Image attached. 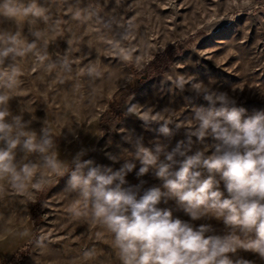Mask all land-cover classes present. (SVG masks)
Wrapping results in <instances>:
<instances>
[{"label":"rangeland","instance_id":"obj_1","mask_svg":"<svg viewBox=\"0 0 264 264\" xmlns=\"http://www.w3.org/2000/svg\"><path fill=\"white\" fill-rule=\"evenodd\" d=\"M38 2L50 17V61L67 58L71 69L42 68L31 54L19 59L22 85L9 107L13 114L22 112L38 135L46 126L51 128L62 161L71 164L84 151L83 160L118 170L124 159L113 163L107 153L130 159L127 155L134 148L123 140L126 130L143 137L147 147L159 139L171 151L186 139L184 129L176 131L170 125L175 134L164 137L154 121L166 118L191 124L195 108L207 107L188 90L201 83L228 91L248 116L264 111V0ZM3 30L21 31L29 42L35 39L27 22L20 27L15 20L0 16ZM178 78L185 81L184 91L175 86ZM206 143L215 141L209 137ZM202 147L196 143L188 154ZM23 155L17 149V160ZM36 159L35 155L29 157ZM135 163L126 187L140 185L141 195L148 188H162L163 181L152 170L138 177L140 164ZM207 175L204 171V178ZM68 178V174L54 177L43 191L29 186L23 194L3 182L0 264H9L13 257L18 258L16 264H120L112 246L113 235L90 217L72 215L71 208L79 201L65 191ZM220 190L227 198L223 182ZM158 207L170 210L173 218L190 220L174 199ZM192 223L210 224L214 231L206 235L229 231L215 218ZM89 250L94 253L91 259L85 256ZM228 255L233 260L264 264L258 254L248 250Z\"/></svg>","mask_w":264,"mask_h":264},{"label":"clouds","instance_id":"obj_2","mask_svg":"<svg viewBox=\"0 0 264 264\" xmlns=\"http://www.w3.org/2000/svg\"><path fill=\"white\" fill-rule=\"evenodd\" d=\"M0 16L15 20L20 27L27 22L35 38L29 42L21 31H0V68L6 69L0 70V192L3 182L20 194L29 186L43 191L54 177L68 174L65 191L75 194L79 201L71 208L72 215L77 219L90 217L91 222L113 235L112 246L120 264H252L229 257L238 249L254 252L264 260V111L248 116L228 91L202 83L193 85L188 90L194 98L203 99L207 107L195 108L191 124L166 118L154 121L164 137L175 134L170 125L176 131L184 129L186 139L171 151L159 139L152 142L153 147H147L143 137L126 130L123 140L134 148L127 155L130 159L124 154L107 153L113 163L124 159L118 170L83 160L84 151L69 164L59 159L50 127L38 135L22 112L13 114L9 107L22 85L19 59L31 54L42 68L71 69L67 58L50 61L47 10L38 0H0ZM39 23L45 27H37ZM184 84L182 78L175 82L180 91L185 90ZM209 137L215 143H206ZM196 143L203 147L189 155ZM17 149L24 154L20 160ZM124 153H128L126 149ZM32 155L37 157L35 161L29 160ZM135 161L140 164L137 176L152 170L163 181L162 188L151 187L141 195L140 185L126 187L127 175L137 167ZM221 182L227 198L220 190ZM173 199L189 221L173 218L170 210L158 207ZM210 218L222 220L229 231L206 235L214 231L210 224L192 223ZM85 256L91 259L94 253L89 250Z\"/></svg>","mask_w":264,"mask_h":264},{"label":"trees","instance_id":"obj_3","mask_svg":"<svg viewBox=\"0 0 264 264\" xmlns=\"http://www.w3.org/2000/svg\"><path fill=\"white\" fill-rule=\"evenodd\" d=\"M18 261L17 257H13L10 261L9 264H16V262Z\"/></svg>","mask_w":264,"mask_h":264}]
</instances>
